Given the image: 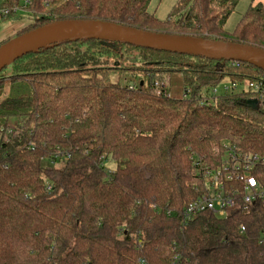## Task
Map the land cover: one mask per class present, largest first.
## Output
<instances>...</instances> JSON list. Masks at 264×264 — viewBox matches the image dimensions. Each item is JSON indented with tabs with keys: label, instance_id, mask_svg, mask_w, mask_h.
Segmentation results:
<instances>
[{
	"label": "trees",
	"instance_id": "trees-1",
	"mask_svg": "<svg viewBox=\"0 0 264 264\" xmlns=\"http://www.w3.org/2000/svg\"><path fill=\"white\" fill-rule=\"evenodd\" d=\"M152 1L7 0L1 8L32 15L16 36L98 20L264 49L261 4L229 34L239 0H179L164 20L150 12ZM235 64L79 40L2 70L0 264H264L263 205L184 217L201 193L198 169H217L223 144L264 158V99L208 93L264 76ZM172 74L185 97L167 96Z\"/></svg>",
	"mask_w": 264,
	"mask_h": 264
},
{
	"label": "water",
	"instance_id": "water-1",
	"mask_svg": "<svg viewBox=\"0 0 264 264\" xmlns=\"http://www.w3.org/2000/svg\"><path fill=\"white\" fill-rule=\"evenodd\" d=\"M79 40H98L213 61L245 63L264 72V49L254 45L157 33L98 20L57 21L11 38L0 46V72L27 54ZM247 105L255 108L257 101H248Z\"/></svg>",
	"mask_w": 264,
	"mask_h": 264
},
{
	"label": "built area",
	"instance_id": "built-area-1",
	"mask_svg": "<svg viewBox=\"0 0 264 264\" xmlns=\"http://www.w3.org/2000/svg\"><path fill=\"white\" fill-rule=\"evenodd\" d=\"M0 13L4 16L8 14V10H1ZM232 63L237 65L238 62ZM219 86H222L221 94L217 93ZM219 86L211 89L208 92L209 95L232 94L241 87L237 93L249 92L258 100L264 99V76L258 80L245 79L242 82H229L227 86L221 83ZM7 139L6 136L3 137V141L6 142ZM222 148L225 154L217 169L210 170L207 166L198 169L202 188L195 187V190L201 193L186 207L185 220L203 212H210L217 217L225 218L241 204L259 203L264 206V170H262L264 158L242 153L229 144H223ZM244 231L245 228L240 226L239 232L244 233ZM260 240L264 241V231ZM139 264H144V262L140 261Z\"/></svg>",
	"mask_w": 264,
	"mask_h": 264
},
{
	"label": "rangeland",
	"instance_id": "rangeland-1",
	"mask_svg": "<svg viewBox=\"0 0 264 264\" xmlns=\"http://www.w3.org/2000/svg\"><path fill=\"white\" fill-rule=\"evenodd\" d=\"M178 1L179 0H153L149 10L151 13H154V15L157 19L164 20L170 14V12L172 11V9L174 8V6L177 4ZM256 4H261L263 6V9H264V0H239V2L237 3V5L233 11V13L230 15L228 21L226 22L225 31L229 34L232 33L234 31L236 25L239 23L241 17L243 16V14L248 9V7L250 5H256ZM2 6H3V4H0V8ZM1 10H8V14L4 15V18L6 19V21L8 23H9V20L14 21L18 27H21L16 32V34H14L12 37L8 38L7 40L13 38L14 36L19 34L20 32L27 29L28 26L30 24H32V22H33L32 15L26 9L24 10V9L14 8L12 10H9L6 8H4V9L1 8L0 11ZM4 26L1 25L0 28L4 27ZM162 30L164 31V29H159L158 30L159 32H157V33L180 35L177 32L165 33V32H162ZM152 32H156V31H152ZM7 40H4L2 43H4ZM222 83L225 86H227L229 84V82L227 80L223 81ZM166 85H167L168 94L170 97L175 98V99H180L184 96V85L182 82V78L179 74H172L170 76V78L168 79ZM221 87L222 86H219V88L217 89L218 94L222 93ZM240 89H241V87H239V89L236 91V93L238 91H240ZM106 167L109 170L113 171L115 165L112 162H107Z\"/></svg>",
	"mask_w": 264,
	"mask_h": 264
},
{
	"label": "crops",
	"instance_id": "crops-1",
	"mask_svg": "<svg viewBox=\"0 0 264 264\" xmlns=\"http://www.w3.org/2000/svg\"><path fill=\"white\" fill-rule=\"evenodd\" d=\"M0 2H1L0 4H4L7 2V0H0ZM1 25L2 26L5 25V26L0 28V43L12 37L21 28V27H18L14 21L9 20V23H8L6 19L4 18V16L1 15L0 13V26Z\"/></svg>",
	"mask_w": 264,
	"mask_h": 264
}]
</instances>
